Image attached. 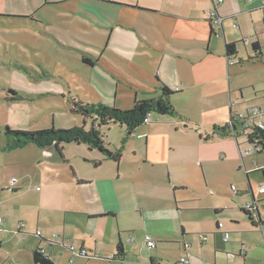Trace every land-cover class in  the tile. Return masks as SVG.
Masks as SVG:
<instances>
[{"label": "crops", "instance_id": "0c3cea01", "mask_svg": "<svg viewBox=\"0 0 264 264\" xmlns=\"http://www.w3.org/2000/svg\"><path fill=\"white\" fill-rule=\"evenodd\" d=\"M4 1L1 18L31 21L21 28L76 58L88 86L82 92L68 84L75 98L131 110L136 101L158 100L166 87L175 113H150V122L132 134L125 125L100 128L105 148L120 154L119 161L85 144L36 148L18 186L7 185L17 195L19 216L17 223L4 218L0 264H36L38 248L55 264H180L184 256L209 264L197 257L205 244L215 250L212 264H244L228 249L232 231L218 218L214 226L205 220L212 211L229 215L226 210L247 198L243 211L264 183V153L246 157L244 138L215 133L234 113L264 109V9L224 0L223 27L216 30L207 20L214 0ZM231 43L239 60L234 65L226 50ZM121 83L129 88L130 107L123 105ZM233 167L247 177L238 194L228 189ZM19 222L26 224L23 244L16 243ZM250 223L234 242L243 258L250 252L246 235L261 227L264 236L263 224ZM147 236L155 249L147 247ZM68 245L90 256L73 258Z\"/></svg>", "mask_w": 264, "mask_h": 264}, {"label": "rangeland", "instance_id": "374dc122", "mask_svg": "<svg viewBox=\"0 0 264 264\" xmlns=\"http://www.w3.org/2000/svg\"><path fill=\"white\" fill-rule=\"evenodd\" d=\"M2 2L5 1L2 0ZM27 24H31V21L26 23V20L18 16L0 17V218L16 223L19 215L17 211L14 212V209L18 199L7 185L13 177L19 178L20 172L26 169L36 156L37 147L30 145L14 151L7 150V127L14 130L34 131L52 127L67 130L80 126L83 124L82 116L72 111V99L77 96L67 85H72L82 92L86 91L88 86L87 82L78 75L80 71L77 70L79 66L75 62L76 58L66 57L69 55L63 57V51L59 48L54 49L51 45L36 40L35 34L32 35L31 32L21 28ZM66 68H70L68 72L74 71V73H67ZM119 89L126 91L125 94L121 93L124 107H130L129 88L126 89V85L121 83ZM113 134L118 136L116 131ZM240 172L233 167L232 175L227 179L230 192H232L231 186L239 189L240 183L247 182L244 171L242 174ZM238 199L239 197L232 201L237 203ZM246 199H240L241 202L238 203V207L234 206V210H226L229 215L216 217L212 211V215L206 218L205 224L214 226L215 219H220L225 228L232 231L233 241L230 245L233 246L228 249L236 255L235 261H243L244 264H260L264 257V246L258 242L262 240L264 244L261 227L253 232L254 234L246 235L250 242L247 258L239 255L238 244H234L241 240L240 231L247 230L248 224L252 226L248 217L239 208ZM231 219H237L240 225L236 227L237 223L232 222ZM2 231L0 233H6ZM16 243L23 244L22 236H19L18 240L16 238ZM204 246L205 252L197 257L204 262L207 259V263L212 264L215 250L212 244ZM218 253H225L223 247L219 246ZM0 255H3V251H0ZM177 258H180V254Z\"/></svg>", "mask_w": 264, "mask_h": 264}, {"label": "trees", "instance_id": "16d2710c", "mask_svg": "<svg viewBox=\"0 0 264 264\" xmlns=\"http://www.w3.org/2000/svg\"><path fill=\"white\" fill-rule=\"evenodd\" d=\"M226 50L228 58L233 59L236 55V44H227ZM84 62L93 65L90 60L84 59ZM172 95L173 93L165 87L161 98L158 100L136 101L131 110H121L102 103H85L78 98H73L72 111L82 116L84 126H75L67 130H58L52 127L34 131L14 130L7 127L6 137L8 144L6 148L9 151H14L25 146L34 145L40 149L49 146H55L59 149L63 144H85L90 149H97L108 158L119 161L120 154H114L105 148L100 128L113 124L125 125L129 133L132 134L136 128L144 123V119L150 113L173 115L175 111L169 101ZM88 122L90 123V128L86 129ZM215 133L221 136H230L227 126L218 128ZM259 135L264 139L263 132H259ZM59 151L62 153L61 150ZM251 221L254 222L253 220ZM34 262L36 264H55L46 251H43L41 248L35 251Z\"/></svg>", "mask_w": 264, "mask_h": 264}, {"label": "built area", "instance_id": "2783aa9c", "mask_svg": "<svg viewBox=\"0 0 264 264\" xmlns=\"http://www.w3.org/2000/svg\"><path fill=\"white\" fill-rule=\"evenodd\" d=\"M224 2V0H214V5L211 10L207 13V20L210 22L211 26L216 30H221L224 23V18L219 13V6ZM248 5H256L260 9H264V0H246ZM264 22V20H263ZM239 63L237 59H229V64L234 65ZM264 109L261 107H252L246 112L234 113L231 116L230 123L227 125L230 137L235 140L244 138L247 147L242 151V154L246 157H250L254 154L264 153V139L259 135V132L264 133ZM150 122V114L144 119V124ZM19 184V180L13 178L10 182L12 188H16ZM232 191L235 194L239 193L236 187H232ZM257 195L261 197H254L252 201L247 203L243 210L247 217L254 222L257 221L262 225L264 223V183L261 184L257 189ZM5 221L0 218V230H2ZM219 229L223 228V224H218ZM26 224L24 222H19L17 225L18 234L22 235V240L27 239V234L25 233ZM37 237L42 238V233L38 231L36 233ZM202 242L208 240V237L204 234L199 236ZM224 242H229L230 234H223ZM146 245L149 249L156 248V242L149 236L145 238ZM68 250L72 254L73 258H85L89 257L87 250H78L73 245H68ZM190 245H185V249H189ZM43 251L45 249L41 248ZM180 264H191L188 256H184L180 259Z\"/></svg>", "mask_w": 264, "mask_h": 264}]
</instances>
